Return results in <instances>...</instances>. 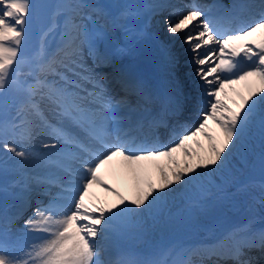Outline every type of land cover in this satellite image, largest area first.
Segmentation results:
<instances>
[{"label":"snow or ice","instance_id":"1","mask_svg":"<svg viewBox=\"0 0 264 264\" xmlns=\"http://www.w3.org/2000/svg\"><path fill=\"white\" fill-rule=\"evenodd\" d=\"M133 7L122 6L119 18L139 15ZM167 7L172 12L163 19L166 37L181 43L194 78L203 85V106L190 128L179 121L175 127L168 124L182 110L179 100L170 99L159 114L151 115L141 106L151 103L141 83L119 81L125 93L137 97L133 105L126 97L109 96L85 67L84 50L96 56L97 44L109 38L101 21L128 32L104 5L90 0L56 4L39 47L25 57L35 16L32 0H0V152L10 154L0 158V172L11 159L12 170L21 177L15 184L27 187L33 179L50 196L47 204L37 202L19 230L7 219L0 223V264H204L212 257H217L214 264L220 259L258 264L249 253L264 254V229L253 231L249 223L227 229L212 243L162 249L150 259L104 258L117 237L155 221L176 195L195 190L201 207L199 202L217 193L222 198L224 189L216 177L230 171L234 157L244 163L245 155L259 147L264 173V0L215 11L202 9L195 0L184 5L186 10ZM242 16L247 22L233 27ZM49 39L57 41L55 50ZM241 82H247V94L229 97L226 89L234 92L233 85ZM160 127L172 132L167 143L157 135ZM114 160L131 181V199L100 174ZM29 167L42 169V174L26 177ZM53 186L59 189L55 194ZM94 186L116 202L96 200ZM234 186L237 192L247 188Z\"/></svg>","mask_w":264,"mask_h":264},{"label":"bare ground","instance_id":"2","mask_svg":"<svg viewBox=\"0 0 264 264\" xmlns=\"http://www.w3.org/2000/svg\"><path fill=\"white\" fill-rule=\"evenodd\" d=\"M62 2L65 1L59 0L58 3ZM173 3L174 0H139L137 4H139L141 8L136 10L140 13L139 19L147 22L146 17L141 18L144 14L142 8L148 10V14L159 12V16H164L170 9L167 5H172ZM188 3H190V0H188ZM132 4L135 5L136 3L133 2V0H114L113 5L107 4L106 8L116 16L122 6ZM152 5H164L165 7L152 8L150 7ZM181 6L182 5L179 7ZM170 14L171 13H167L165 16H170ZM173 19H175V17H173ZM247 19L246 16H242V24L247 22ZM137 20L138 19H136L135 22L136 24L129 21L125 25L131 26L134 23L137 26L138 29L136 33H143L141 37H145L140 41L135 40L138 36L132 31H128L127 33L123 31L122 34L121 31H119V36L116 30H114L115 36L119 37L118 42L121 43L117 49H124V51H112V40L101 41L97 44V51L99 53H96L95 61L101 66L96 74L98 73L109 78V81L111 82L109 90L114 97L119 96L121 93V95L128 94L131 96L128 100L132 102L133 105L136 104L137 97L134 94L125 93L119 82L121 79H129L143 85L145 94L151 97V103H147L146 106L161 108L158 114L170 99L174 101L177 100L179 96H183L184 93L181 95L177 94L176 91L179 88H183V91L188 93H191L195 89V92H197L196 94L201 95L203 99V85L198 78H194L192 65L187 54L181 47V43L175 37H166L164 25L161 24L159 26L158 24H153L154 27L151 29L150 22H147L146 25ZM57 22L62 23L60 17L57 19ZM120 22L121 21L119 20L118 24H120ZM233 27L238 26L233 22ZM141 28L146 30L145 34L144 31L140 32ZM56 44V40L49 39L48 45L51 50H55ZM84 53L83 60L85 67H87L92 74V71L94 70L92 66H88L89 57L86 56L88 54L86 49L84 50ZM113 56H116V59L119 57L122 62H117L116 60V62L112 63L109 58ZM172 56L176 57L175 63L170 62V57ZM146 57L153 60V63L150 64L145 62ZM89 59L92 62V59ZM182 59L187 60L185 63V70L180 68ZM130 65L137 68V71L142 73V75H147V81H141L140 78L137 77L138 74L135 73L137 71L131 69ZM101 67L106 71L101 69ZM24 70L27 71L26 68ZM93 75L94 74H92V76ZM159 80H162L160 86H158ZM199 88L201 90L196 91ZM233 89L235 90L234 92L226 89L231 98H238L236 94L246 95L248 91L247 82L233 85ZM183 104L181 110L182 117L168 118V123L176 124V122L179 121L180 124L185 126L189 123V116L192 115V112L189 111L191 108H188L185 102H183ZM195 115H198V113ZM163 129L164 128L162 127L159 128L161 132ZM257 149H259V147L253 152L245 155L243 158L245 161L244 163L241 162L239 156L234 157L232 164L230 165L232 171L216 177V183L223 187L224 190L227 188L235 189L234 192H236V196L234 199H231L227 194H224L222 198H218L219 194L217 193L205 200L204 206L201 207L197 204H192L190 201L197 200L198 198V193H196L195 190L187 193H180L169 202L167 208L155 221L147 220L141 228L130 230L129 233L117 237L114 245L105 253L104 258H126L127 251L130 248L136 247L145 252V254L139 258V260H144L153 258L162 249L186 247L198 243H211L212 239L210 240V238L214 233L217 232L214 238L215 241L224 231L240 224L241 222H244V224L249 223L253 231L264 229V218L262 216L264 215V211L261 208L264 205V188H260L257 185H251L247 187L245 191L237 192L236 187L234 186L235 183L242 184L245 180L244 175L246 174V171H248L252 162V155ZM6 155L10 156V154L0 152V158H3ZM177 157L182 159L179 154H177ZM158 163L164 164L166 162L161 160ZM7 164L8 168L0 172V188L7 186L16 178L17 180L21 178L19 173L12 170L13 160L9 159ZM42 171L43 170L39 168L29 167L24 170V175L31 178L34 177V175L37 176L42 174ZM149 171L151 178L158 182L159 176L155 171V168H150ZM100 174L108 184H112L126 199L132 198L134 192L131 186V181L126 179L119 161L114 160L110 162L101 170ZM232 177H235V182H230ZM40 185L41 184L36 183L33 179H28L27 187H24L22 184H16L13 189L0 191V211L7 208V204H15L14 208L8 210L9 213L7 217L2 213L0 214V223H3L7 219L10 221L9 226L12 227V225L15 226L16 222L20 221V219L27 213H30L29 215H31L33 211L31 209L33 203L40 201L38 199L36 200V198H42L41 194L36 193V190L42 191L44 189V187ZM213 191L214 193L216 192L215 189ZM91 195L104 204L110 205L116 202L115 196H108L107 192L96 186L91 190ZM48 200H50V198ZM20 228H22V226L18 225L12 229L19 230ZM101 243H103V241H101ZM249 255L255 257L258 264H264V254L259 250H252ZM193 259L197 260L199 257H193ZM215 261H217V257H212L210 260L206 259L204 264H214ZM218 264H233V262L230 259H220Z\"/></svg>","mask_w":264,"mask_h":264},{"label":"rangeland","instance_id":"3","mask_svg":"<svg viewBox=\"0 0 264 264\" xmlns=\"http://www.w3.org/2000/svg\"><path fill=\"white\" fill-rule=\"evenodd\" d=\"M104 1L105 0H102V2H101L102 5L105 3ZM106 1H108L111 5H113V1L114 0H106ZM138 1L139 0H133V2H135V3H138ZM58 2H59V0H37V2H36V0H32V4L34 6L35 16L33 17V19L30 22V29H29L28 41H27V43H26V45L24 46V49H23L24 56L25 57H29L30 55H32L37 50V48L39 47V44L38 43H40L42 31L44 29H46L47 26L49 25L50 20H51V17H52V14H53V11H54V6L56 4H58ZM98 3L100 4V2H98ZM132 6H134L132 10L138 12V10H136V9H138L139 6L137 7L134 4H132ZM120 10H119V12H120ZM144 10H143L144 14L142 15L141 18H144V17L147 18V22H150V26L152 27L151 29H153V27H154L153 24L154 25L158 24L159 26L161 24L164 25L162 21L167 16H165V15L164 16L163 15L162 16H159L160 13H154V12H152L151 14H148L147 13L148 10H145V11ZM119 12H118V15H117L118 17H116V18H115V15L113 13H111L113 19H116L117 24L119 23V20L121 21L120 24L125 25L129 21H131V22L133 21L135 23L136 22V19H138L137 21L141 22L142 24H146L147 25V22H144V21H142V19H139L140 18L139 17L140 13L137 16H130V17L126 18V19H120L119 18ZM158 17H160V18H158ZM58 18L59 17H57V19ZM134 23L131 26H128V25H125V26L127 27L128 31H132L133 33H136L138 28H137V26ZM103 24H105V30L108 32V37H109L108 40H112L113 41L112 50L113 51H117V48H118L119 45H121V43L118 44L119 38L115 36V31L114 30H116L118 33H119V31H121V34H122L123 31H124L123 28L113 29L111 27V25H108L107 23H105V21H103ZM143 31H144V34H145L146 30L141 28L140 29V32H143ZM111 33H114V34H111ZM137 35H138V38L137 39L135 38L136 41L137 40L140 41L143 38H145V37H141V35H143V33H140V34H137ZM114 48H116V49H114ZM84 54L85 53H83V55ZM92 57L95 58V56H92ZM113 59L115 60V57ZM186 61H187L186 59H184V60L182 59L181 60L180 68L182 70H185L186 69V64H185ZM88 63H89V65L90 64H93L91 62V60H89ZM251 159H252L251 160L252 161L251 162L252 166L248 168V171H246V174L247 173H250V176L246 179L247 181L245 180L246 182L244 183L245 185H247V187L254 183V181L251 180L253 177L264 178V173H262V170H261L259 149H258V151L255 154L252 155V158ZM35 176L36 175H34V177ZM261 184H262V181H257V184H253V185H257V186L261 187ZM15 186H16V184L14 182H12L11 184L7 185L6 187L12 188V187H15ZM42 187H44V186L42 185ZM4 189H5V187H2V190H4ZM228 190L229 191H232L233 189H228ZM36 193L41 194V196L42 195L43 196H47L48 195L45 192L44 189L42 191H39V190L37 191L36 190ZM107 195L108 196H111L110 193H107ZM229 195L231 196V195H233V193L230 192ZM36 199H38V198H36ZM41 199L43 200L45 198L42 197ZM190 201H191L192 204H198L196 200L195 201L190 200ZM199 203L200 204H203V201L202 202H199ZM35 207H36V203H34V207L32 206L31 209L33 210V208H35ZM262 208L264 210V205H263ZM29 214L30 213H27L26 215H24L20 219V221L16 222V225L15 226L23 225V221L25 220V218ZM19 222H21V223L19 224Z\"/></svg>","mask_w":264,"mask_h":264}]
</instances>
